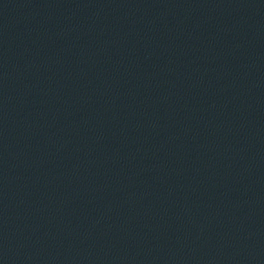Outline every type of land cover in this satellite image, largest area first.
<instances>
[{
    "label": "water",
    "instance_id": "obj_1",
    "mask_svg": "<svg viewBox=\"0 0 264 264\" xmlns=\"http://www.w3.org/2000/svg\"><path fill=\"white\" fill-rule=\"evenodd\" d=\"M0 264H264V0H0Z\"/></svg>",
    "mask_w": 264,
    "mask_h": 264
}]
</instances>
